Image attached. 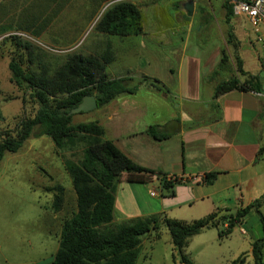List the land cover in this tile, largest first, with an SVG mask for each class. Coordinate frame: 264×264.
<instances>
[{
  "label": "rangeland",
  "instance_id": "rangeland-1",
  "mask_svg": "<svg viewBox=\"0 0 264 264\" xmlns=\"http://www.w3.org/2000/svg\"><path fill=\"white\" fill-rule=\"evenodd\" d=\"M64 1L63 8L38 36L33 30L37 31L54 15L56 5L49 11L41 8L43 0H4L0 5V142L8 136L16 137L21 124L33 119L40 108L27 85L18 86L14 82L9 70L11 60L17 61L28 73L53 77L72 55L100 57L110 45L114 51L115 62L108 66L105 72L111 79L124 76L131 78L133 85H136L148 76H159L165 80L169 77L168 70L174 71V65L171 64L167 69L166 61L152 58V54L162 52L160 48L150 46L147 50H142L138 49L135 43L129 48L126 41L131 39L139 43L154 38L159 34L154 31V25L174 24L170 17L166 16L165 22H158L159 18L155 17L157 22L149 28L150 11H142L145 34L143 32L140 36L121 38L96 31L98 22L115 0ZM129 1L141 5V0ZM162 1L159 0V3ZM178 1L180 0H170L171 3ZM216 1L221 4L216 5ZM172 5L164 10H154L157 11L155 14H163V11H166L171 17L174 16L176 10ZM203 5L211 16H202L201 8H197L194 25L197 27L203 24L202 19H208V23L213 25V30H207L202 38L204 42L213 39L207 52L214 63H205V73L208 72L214 88L233 78L244 84L250 75L256 76L252 72L258 68L259 46L255 42L253 28L243 19L228 18L224 3L219 0L205 1ZM33 16L41 17L40 21L32 31L26 32L23 29L31 24ZM190 19L184 18L182 22L189 23ZM167 26L169 27V24ZM4 28L9 30L1 34ZM172 33L170 31L168 35ZM172 39H180L179 34ZM27 43L33 48V56L25 49ZM251 43L256 45V49L250 46ZM222 51L225 53L223 64ZM240 66L243 72H239ZM209 68L211 70L206 71ZM149 88L154 87L147 83L141 87L139 94L123 95L119 102L134 100L141 104L148 103L152 94L147 90ZM159 88L164 86L160 83L153 89L156 91V97ZM99 122H103V107L72 115L71 125ZM37 132V128L34 129L22 149L16 154H6L0 163V264H52L59 248L63 226L78 211L77 195L65 163L67 160L80 161L82 148L79 147L75 151L60 150L52 139L36 137ZM123 188L124 184L120 183L116 190L119 199L131 207H134L133 202H136L141 212H148V206H152L154 202L150 194H136L133 198L130 190ZM58 197L62 199L60 211L54 208ZM249 214L246 229H254L260 219L256 214ZM223 221L218 220V225ZM115 224H121L118 216ZM221 231L225 230L210 228L188 240L184 255L190 264H232L238 259L236 252L241 250V253H244L248 250L240 230L223 238L219 235ZM136 264H181V257L174 248L172 237L162 217L155 224V229L143 238Z\"/></svg>",
  "mask_w": 264,
  "mask_h": 264
},
{
  "label": "crops",
  "instance_id": "crops-1",
  "mask_svg": "<svg viewBox=\"0 0 264 264\" xmlns=\"http://www.w3.org/2000/svg\"><path fill=\"white\" fill-rule=\"evenodd\" d=\"M189 1L194 3L191 17L184 8ZM205 1L210 2L180 0L171 3L170 0H163L159 3V0H141L140 6L135 4L141 13L150 11L149 28L158 18L159 22L170 17L174 24L168 23L169 27L163 23L154 25V31L159 33L152 38L154 40L136 43L127 39L129 48L134 43L142 50L150 46L160 48L162 52L152 54V58L166 61L167 69L174 65V71L169 69V77L165 80L159 76H148L150 80L161 83L166 91L157 92L156 97L154 88L147 89L152 92L148 103L128 99L120 103L119 99L123 98L120 96L103 107V122L99 124L105 131L104 140L113 142L138 166L157 174L146 184L128 183V175L123 174L120 180L124 184L123 189L130 190L133 198L136 194H150L154 202L148 206V212H141L136 202L131 207L119 199L116 192L114 223L116 216L123 223L135 218L163 215L189 224L222 210L239 211L264 195V90L262 93L232 91L214 99L213 82H208L210 76L204 71L205 63H214L207 52L213 39L202 40L207 30H213V25L208 23V19H202L204 23L197 27L194 25L197 8L204 9L203 13L200 11L202 16H211L203 5ZM170 4L176 10L174 16L171 17L166 11L155 14L157 11L154 10H164ZM219 4L216 1V5ZM187 17L191 18L189 23H183ZM170 31L173 33L168 35ZM143 32L145 34L144 23ZM177 33L180 39H172L177 37ZM251 44L255 48L256 45ZM258 50V68L252 74L261 76V52ZM262 82L264 84V80ZM151 126H159L171 135L170 138L154 140L147 133ZM211 173H218L217 179L209 185L203 184V179ZM163 177L167 181L183 183L175 186V196H164L167 191L161 185ZM260 211L264 215V204ZM251 214L254 215L255 211ZM249 217L250 214L233 230H240L244 236L243 242L248 246V250L244 253L238 250L235 256L246 255L245 264H254L252 244L261 237L262 232L260 223L254 229H246ZM220 228L226 231L228 223L223 222Z\"/></svg>",
  "mask_w": 264,
  "mask_h": 264
},
{
  "label": "trees",
  "instance_id": "trees-1",
  "mask_svg": "<svg viewBox=\"0 0 264 264\" xmlns=\"http://www.w3.org/2000/svg\"><path fill=\"white\" fill-rule=\"evenodd\" d=\"M41 8L49 11L56 5L54 15L49 17L37 31L33 30L41 17L33 16L31 24L23 30H33L40 35L51 20L63 8L65 1L43 0ZM45 4V5H43ZM227 17H233L231 9L224 4ZM200 11H204L203 8ZM203 13V12H202ZM9 28L1 30L6 33ZM98 33L121 38L140 36L143 34V17L139 8L130 1L118 2L109 7L96 26ZM233 35L230 33V37ZM30 56L33 48L30 43L25 45ZM224 51L221 52L222 64ZM115 62L114 51L109 45L107 51L100 57L72 55L53 77L42 76L24 71L21 65L11 60L9 70L18 86H26L32 91V98L40 108L35 117L23 122L16 137H6L0 142V163L6 154L18 153L24 143L32 136L34 129L36 137H48L60 150L82 148V158L78 162L67 160L65 163L74 190L77 195V213L67 221L62 229L58 251L52 264H136L143 238L155 229V224L162 217L173 241L181 264H190L184 255V248L190 238L199 235L210 228H219L218 222H210L218 214L205 219L186 224L171 220L163 215H151L135 218L121 224L114 223L115 194L123 174H127L128 183L146 184L150 178L157 175L154 171L142 168L123 154L116 145L104 140L105 131L102 126L92 123L72 126V116L85 96H95L98 108H102L123 95L136 94L143 85L149 84L156 89L160 83L144 78L133 85L131 78L111 79L106 74V68ZM239 72H243L241 66ZM263 77L250 75L241 84L236 78L224 81L215 88L214 99L232 91L244 93H262ZM209 83L212 79L208 80ZM158 92L166 93L164 88ZM95 93V95H94ZM66 97L61 98L60 96ZM147 133L156 141H163L171 135L159 126H151ZM263 150L260 151L262 154ZM218 173L206 175L203 184H211L217 179ZM161 176V174H158ZM181 181H167L162 178L161 185L167 195L175 196L176 185ZM62 199L57 198L54 208L60 211ZM264 204V195L253 204L240 209L236 216L222 218L228 223L226 231L220 232V237H228L234 228L255 211L259 216L262 235L252 244L254 264H264V215L260 211ZM245 264L246 255H242L232 264Z\"/></svg>",
  "mask_w": 264,
  "mask_h": 264
},
{
  "label": "built area",
  "instance_id": "built-area-1",
  "mask_svg": "<svg viewBox=\"0 0 264 264\" xmlns=\"http://www.w3.org/2000/svg\"><path fill=\"white\" fill-rule=\"evenodd\" d=\"M4 0H0V5ZM129 0H115L110 5ZM232 11L233 17L245 19L253 28L260 49V63L264 72V0H219ZM20 35V34H18Z\"/></svg>",
  "mask_w": 264,
  "mask_h": 264
},
{
  "label": "water",
  "instance_id": "water-1",
  "mask_svg": "<svg viewBox=\"0 0 264 264\" xmlns=\"http://www.w3.org/2000/svg\"><path fill=\"white\" fill-rule=\"evenodd\" d=\"M185 11L189 17L193 15L194 12V3L193 1H189L186 4H184ZM261 77L264 78V72L261 73ZM98 108V102L95 96H85L83 98L82 103L72 112L69 114V116H72L74 114H79V113H87L90 111H94ZM238 213L237 210L234 209H227V210H222L220 211L214 219L210 222L212 224L213 222H216L224 217L228 216H236Z\"/></svg>",
  "mask_w": 264,
  "mask_h": 264
}]
</instances>
